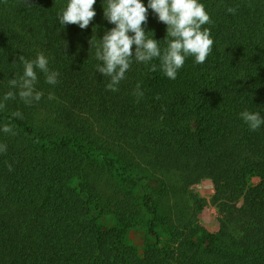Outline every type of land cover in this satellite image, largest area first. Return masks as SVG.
I'll list each match as a JSON object with an SVG mask.
<instances>
[{
	"label": "trees",
	"instance_id": "16d2710c",
	"mask_svg": "<svg viewBox=\"0 0 264 264\" xmlns=\"http://www.w3.org/2000/svg\"><path fill=\"white\" fill-rule=\"evenodd\" d=\"M198 2L212 21L203 26L214 40L206 61L189 56L175 80L133 61L112 92L95 67L94 45L114 27L103 16L106 0H96L85 29L58 23L68 0H0V99L23 72L21 55L42 52L60 74L53 86L38 73L39 102L17 95L0 109V264H264V125L251 131L239 116H264V0ZM142 27L166 47L167 26L151 9ZM110 175L137 188V201L128 192L106 202ZM204 179L221 200L215 232L196 221L202 201L190 187ZM233 197L239 210L228 205ZM105 208L117 226L100 227L96 210ZM142 211L154 241L137 250L122 237Z\"/></svg>",
	"mask_w": 264,
	"mask_h": 264
},
{
	"label": "clouds",
	"instance_id": "9594fccd",
	"mask_svg": "<svg viewBox=\"0 0 264 264\" xmlns=\"http://www.w3.org/2000/svg\"><path fill=\"white\" fill-rule=\"evenodd\" d=\"M95 2L96 0H68L66 7L57 13L58 23L62 28L69 24L78 25L80 29L87 28L96 15L93 9ZM25 3L32 5L29 0H25ZM148 9L152 10L158 21L167 26L163 40L166 47L161 48L160 41L152 38L153 33L148 37L146 34L149 32L146 33L142 27V24L147 23ZM226 11L235 14L237 8L228 7ZM103 16L114 27L106 31L99 39L100 42L94 45L95 59L101 62L95 67L99 74L108 78L106 90L112 92L119 90L118 86L126 79L133 61L147 65L151 72L159 68L164 76L175 80L186 58L191 56L194 63L203 64L212 51L214 40L211 38V30L203 27L212 21L205 6L198 0H148L147 7L141 0H106ZM153 60H159V65L152 63ZM18 61L23 65V72L9 79V88L15 91L9 90L3 95L0 109L6 107L8 100L16 99L17 95L25 105L39 102L43 93L36 90L38 73L44 74L45 82L49 85L59 83V72L49 68V58L42 52L37 53L34 59H26L21 55ZM133 94L137 97V102L143 97L140 83H137ZM48 98L53 97L49 94ZM12 116L23 118L19 111L13 112ZM239 116L251 131L264 125V116L259 111L244 110ZM2 131L15 135L11 124H5ZM6 151L7 145L0 144V153ZM7 168L9 171L13 170L11 164Z\"/></svg>",
	"mask_w": 264,
	"mask_h": 264
},
{
	"label": "rangeland",
	"instance_id": "374dc122",
	"mask_svg": "<svg viewBox=\"0 0 264 264\" xmlns=\"http://www.w3.org/2000/svg\"><path fill=\"white\" fill-rule=\"evenodd\" d=\"M257 181L258 179L256 177H252L249 180V184H255ZM101 191L106 198V202L110 199L112 200L113 195H117L120 199L123 198L124 200L128 192H131V194L135 197L134 199L137 201L139 193L137 188L124 184L116 175L108 176L106 181L103 183ZM190 191L202 201V207H200L196 213L197 223L200 224V226H202L207 232L217 231L220 227L218 217H220V208H222V205L220 204L221 200L219 198L214 199V188L211 186L210 181L208 179H204L195 183L191 185ZM161 202V211L163 213H167L168 209L171 208L170 202L164 201V199H162ZM242 202L243 201L240 197H233L229 200L228 205L229 203L234 204V208H236L235 210H239ZM105 209V212H99V210H96V219L100 227L112 228L117 226L114 214L107 210V208ZM188 212H190V210ZM146 216V212L142 211V216L140 219H137V223L128 227L122 237V240L125 243L133 245L137 250L144 249L147 245L152 244L154 241L153 236L149 233L146 225L144 224ZM156 229L160 234L158 244L160 246H166L167 240L163 232V227L158 223Z\"/></svg>",
	"mask_w": 264,
	"mask_h": 264
}]
</instances>
